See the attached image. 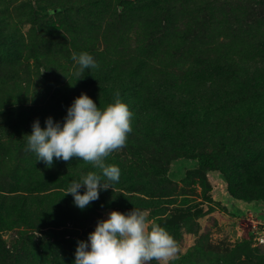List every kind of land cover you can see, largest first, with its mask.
I'll list each match as a JSON object with an SVG mask.
<instances>
[{
	"label": "rangeland",
	"instance_id": "374dc122",
	"mask_svg": "<svg viewBox=\"0 0 264 264\" xmlns=\"http://www.w3.org/2000/svg\"><path fill=\"white\" fill-rule=\"evenodd\" d=\"M73 52L99 67L76 81ZM117 92L134 113L106 160L120 179L80 210L65 191L95 169L36 162L26 134ZM133 208L177 241L170 264H264V0H0V264H74L98 220Z\"/></svg>",
	"mask_w": 264,
	"mask_h": 264
},
{
	"label": "clouds",
	"instance_id": "9594fccd",
	"mask_svg": "<svg viewBox=\"0 0 264 264\" xmlns=\"http://www.w3.org/2000/svg\"><path fill=\"white\" fill-rule=\"evenodd\" d=\"M76 81L84 78L88 69L99 67L88 52H73ZM115 94L114 103L104 109L86 93H81L67 108L63 122L46 118L45 127L39 119L27 136L26 151L35 154L36 162L51 168L56 161L69 163L73 158L90 164L95 171L73 180L64 196L71 195L80 210L99 199L102 191L113 190L121 170L107 164V158L127 146L133 131L134 113ZM83 190V192H81ZM63 196V197H64ZM180 249L174 237L162 226L149 220L145 210L133 208L127 213L111 211L106 220H98L87 241L78 240L74 264H170L178 258Z\"/></svg>",
	"mask_w": 264,
	"mask_h": 264
},
{
	"label": "built area",
	"instance_id": "2783aa9c",
	"mask_svg": "<svg viewBox=\"0 0 264 264\" xmlns=\"http://www.w3.org/2000/svg\"><path fill=\"white\" fill-rule=\"evenodd\" d=\"M250 217H252V215H250ZM263 227L264 221L257 218L251 220L250 233L253 235L254 238H256V241H258L260 244L264 242L263 237L261 236Z\"/></svg>",
	"mask_w": 264,
	"mask_h": 264
},
{
	"label": "trees",
	"instance_id": "16d2710c",
	"mask_svg": "<svg viewBox=\"0 0 264 264\" xmlns=\"http://www.w3.org/2000/svg\"><path fill=\"white\" fill-rule=\"evenodd\" d=\"M198 166L199 168H201L203 171H213L214 170V166L212 161L210 160V158L208 156H199L198 157ZM232 195V194H231ZM233 197V196H232ZM234 198V197H233ZM210 197L207 195L205 197V201H207L208 203L210 202ZM260 219V218H259ZM262 220V218H261Z\"/></svg>",
	"mask_w": 264,
	"mask_h": 264
},
{
	"label": "crops",
	"instance_id": "0c3cea01",
	"mask_svg": "<svg viewBox=\"0 0 264 264\" xmlns=\"http://www.w3.org/2000/svg\"><path fill=\"white\" fill-rule=\"evenodd\" d=\"M232 203H233V200L229 199L228 204H232Z\"/></svg>",
	"mask_w": 264,
	"mask_h": 264
},
{
	"label": "bare ground",
	"instance_id": "6f19581e",
	"mask_svg": "<svg viewBox=\"0 0 264 264\" xmlns=\"http://www.w3.org/2000/svg\"><path fill=\"white\" fill-rule=\"evenodd\" d=\"M225 197V196H224Z\"/></svg>",
	"mask_w": 264,
	"mask_h": 264
}]
</instances>
